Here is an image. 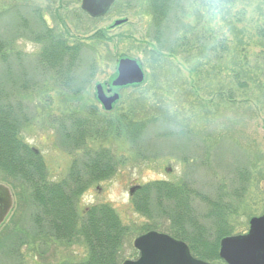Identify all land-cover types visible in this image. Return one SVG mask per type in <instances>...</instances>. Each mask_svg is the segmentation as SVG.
<instances>
[{
  "label": "rangeland",
  "instance_id": "obj_1",
  "mask_svg": "<svg viewBox=\"0 0 264 264\" xmlns=\"http://www.w3.org/2000/svg\"><path fill=\"white\" fill-rule=\"evenodd\" d=\"M179 2L175 50L154 60L152 49L159 43L150 0H116L99 18L84 12L81 0H0V39L7 46L6 59L0 54V84L21 102L20 136L42 154L50 179L67 176L74 158L89 147H106L116 157V173L86 188L77 212L84 217L93 203L114 207L127 226L120 264L139 256L134 240L147 227L172 234L167 203L153 201L150 215L136 209L133 194L146 182L164 179L190 187L195 217L205 227L191 231L208 240L219 236L217 220L205 216L213 202L200 196L218 199L230 232L219 238L218 257L206 259L212 264H228L220 256L222 237L247 231L251 217L264 213V0ZM36 9L56 35L81 43L68 80L39 63L42 43L32 38L46 25L37 20ZM119 19L124 21L116 23ZM126 56L139 61L146 78L114 86L119 59ZM240 65L252 77L246 87L234 79ZM98 83L107 94H120L111 111L97 96ZM93 111L97 122L121 113L151 121L134 143L123 134L91 131L86 118ZM79 125L88 135L83 148L73 149L68 142ZM6 168L0 167V181L13 186L15 206L0 226V264H86L83 238H57L46 215L37 220L41 210L22 188V176L12 180ZM240 171L248 173L246 181Z\"/></svg>",
  "mask_w": 264,
  "mask_h": 264
},
{
  "label": "trees",
  "instance_id": "obj_2",
  "mask_svg": "<svg viewBox=\"0 0 264 264\" xmlns=\"http://www.w3.org/2000/svg\"><path fill=\"white\" fill-rule=\"evenodd\" d=\"M216 1L221 4L234 2V0ZM150 7L155 28V41L159 43L158 50L152 49L153 59L157 60L165 50H175L174 24L175 18H178V21L180 19L181 5L179 0H150ZM36 13L37 20H40L43 26L46 25L32 38L42 43L39 63L43 70L50 69L58 77L62 74L59 77L60 80H68L72 65L81 57V43L72 44L67 42L64 36L56 35L54 29L49 26L47 16L39 13L37 9ZM178 21L176 20V23ZM183 43L185 44L184 39L179 42L180 45ZM6 48V42L0 39V54L4 59L7 56ZM239 68L234 70V79L240 87H246L248 78L252 79V77L245 66L240 65ZM230 91L232 92V89ZM20 105L21 102L13 99L0 84V167L5 169H8L6 168L8 166L11 167L12 180H19L16 178L17 175L22 176V188L30 190L32 202L41 210V214L36 216V219L40 220L42 215H46V220L57 238L72 239L76 235L83 238L89 253L86 264H120L119 250L127 226L122 223L114 207L108 202L93 203L88 207L84 217L77 212V200L82 192L94 182L108 179L116 173L118 162L114 153L106 147L99 149L89 147L79 157L74 158L67 176L58 181L51 180L42 154L20 136L22 125ZM96 113L93 111L90 113V118H86L90 122L91 131L101 130L103 136L109 131L114 135L123 134L134 143L143 136L151 121V119H138L126 113L116 117H105L98 122L92 121V117L96 118ZM75 130L77 132L75 138H71L73 141L68 143L73 149L83 148L88 131L82 125L76 126ZM66 132L65 129V134ZM69 133L66 136L70 137ZM239 174L242 181H246L248 173L240 171ZM12 183L16 184L13 181ZM182 187L164 179L146 182L136 188L133 194L134 205L137 210L150 215L155 207L153 201L158 204L167 203L169 207L167 211L174 224V227H169V231L174 236L185 240L195 256L208 260L216 258L219 238L230 232L226 229V221L223 220L225 210L218 199L211 200L210 197L203 194L200 196L195 192L194 199L200 196L201 200L213 202L205 216L212 215L211 219L217 220L216 229L219 236L215 240H208L200 234L193 235L191 230L198 229L201 232L205 227L195 217V200L193 196L191 197L193 190L184 184ZM157 227V225H151L146 231Z\"/></svg>",
  "mask_w": 264,
  "mask_h": 264
},
{
  "label": "water",
  "instance_id": "obj_3",
  "mask_svg": "<svg viewBox=\"0 0 264 264\" xmlns=\"http://www.w3.org/2000/svg\"><path fill=\"white\" fill-rule=\"evenodd\" d=\"M116 0H82L81 7L90 16L105 15ZM124 20L119 19L116 23ZM145 71L136 58L126 56L119 59L118 75L113 80L114 86L141 83ZM110 90V89H109ZM97 96L106 110L113 108L120 97L119 92L107 94L103 84H97ZM15 203L11 187L0 181V226L13 209ZM139 256L125 259L122 264H212L210 261L195 256L189 244L170 233L150 229L134 240ZM220 256L228 264H264V213L250 219L247 232L229 234L221 238Z\"/></svg>",
  "mask_w": 264,
  "mask_h": 264
},
{
  "label": "clouds",
  "instance_id": "obj_4",
  "mask_svg": "<svg viewBox=\"0 0 264 264\" xmlns=\"http://www.w3.org/2000/svg\"><path fill=\"white\" fill-rule=\"evenodd\" d=\"M213 14H215V15H219V14H220V10H219V9H214V10H213Z\"/></svg>",
  "mask_w": 264,
  "mask_h": 264
},
{
  "label": "flooded vegetation",
  "instance_id": "obj_5",
  "mask_svg": "<svg viewBox=\"0 0 264 264\" xmlns=\"http://www.w3.org/2000/svg\"><path fill=\"white\" fill-rule=\"evenodd\" d=\"M109 89H110V90H108V91L111 92V91H112V87H110Z\"/></svg>",
  "mask_w": 264,
  "mask_h": 264
}]
</instances>
